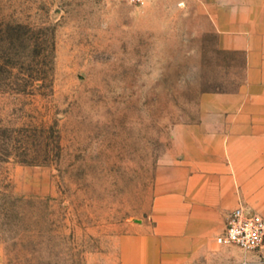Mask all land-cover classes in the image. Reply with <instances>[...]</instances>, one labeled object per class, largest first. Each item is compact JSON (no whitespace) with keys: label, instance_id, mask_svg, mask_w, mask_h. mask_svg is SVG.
I'll return each mask as SVG.
<instances>
[{"label":"rangeland","instance_id":"1","mask_svg":"<svg viewBox=\"0 0 264 264\" xmlns=\"http://www.w3.org/2000/svg\"><path fill=\"white\" fill-rule=\"evenodd\" d=\"M214 21L263 36L264 0H0L2 264L177 263L153 219L155 188L178 181L171 130L244 79Z\"/></svg>","mask_w":264,"mask_h":264},{"label":"crops","instance_id":"2","mask_svg":"<svg viewBox=\"0 0 264 264\" xmlns=\"http://www.w3.org/2000/svg\"><path fill=\"white\" fill-rule=\"evenodd\" d=\"M214 25L220 50L244 53V79L235 91L204 93L198 120L171 130L178 181L169 194L155 188L153 219L163 258L176 264L220 254L210 249L235 208L264 217V35L237 21Z\"/></svg>","mask_w":264,"mask_h":264},{"label":"built area","instance_id":"3","mask_svg":"<svg viewBox=\"0 0 264 264\" xmlns=\"http://www.w3.org/2000/svg\"><path fill=\"white\" fill-rule=\"evenodd\" d=\"M123 3L140 4L145 0H117ZM223 231L216 236L219 246L236 247L243 252L257 250L264 244V217L245 211L242 207L231 211Z\"/></svg>","mask_w":264,"mask_h":264},{"label":"trees","instance_id":"4","mask_svg":"<svg viewBox=\"0 0 264 264\" xmlns=\"http://www.w3.org/2000/svg\"><path fill=\"white\" fill-rule=\"evenodd\" d=\"M3 150L6 151V148H3ZM3 150L0 148V152ZM26 153H27V151L24 150V154H26ZM25 163H28V162L25 161Z\"/></svg>","mask_w":264,"mask_h":264}]
</instances>
